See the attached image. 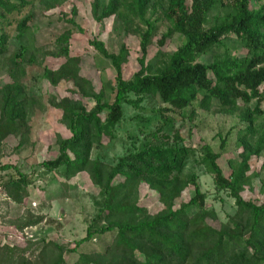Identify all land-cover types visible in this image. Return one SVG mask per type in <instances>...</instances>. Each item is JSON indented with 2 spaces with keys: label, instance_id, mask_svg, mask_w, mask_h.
<instances>
[{
  "label": "trees",
  "instance_id": "16d2710c",
  "mask_svg": "<svg viewBox=\"0 0 264 264\" xmlns=\"http://www.w3.org/2000/svg\"><path fill=\"white\" fill-rule=\"evenodd\" d=\"M65 1L0 0V56L7 51L6 29L16 24L22 38L34 20L33 14L19 19L24 11L39 5L49 12ZM91 8L96 22L114 18L121 23L114 31L138 39V70L125 77L123 63L94 36L89 45L115 73L107 100L75 67L69 41L79 27L70 19L71 28L55 41L62 63L42 70L53 87H68L66 96L49 101L69 137L57 135L56 156L39 168L58 178L64 194L74 190V178L87 175L104 197L102 206L73 247L40 233L12 247L0 244V264H264V189L260 200L249 193L257 181L264 187L256 165L264 154V0H93ZM156 9L161 18L152 20ZM160 22L168 27L154 41ZM175 35L183 44L169 53ZM152 46L157 51L149 59ZM24 53L20 47L16 61ZM207 55L212 62L201 60ZM32 89L12 76L0 87V160L8 139L20 137L16 150L27 140L38 101ZM125 106L134 111L130 147L108 162L101 152L119 140ZM202 113L236 122L208 143L201 137ZM205 165L214 194L234 200L233 214L218 228L193 171ZM31 183L16 165L0 163L5 205H23ZM49 222L29 209L1 230L8 236Z\"/></svg>",
  "mask_w": 264,
  "mask_h": 264
},
{
  "label": "rangeland",
  "instance_id": "374dc122",
  "mask_svg": "<svg viewBox=\"0 0 264 264\" xmlns=\"http://www.w3.org/2000/svg\"><path fill=\"white\" fill-rule=\"evenodd\" d=\"M93 0H66L55 9L44 12L39 5L33 10L24 11L18 18L25 15L33 14L34 20L30 23L29 29L22 38L18 37L16 24L5 31L8 34L7 51L0 56V87L8 81L11 76L22 81L24 86L33 88L37 94L38 101L32 114V126L27 132V140L21 148L14 149L20 143V137L10 138L6 141L5 156L0 160L1 164L10 163L16 165L19 169L29 174L32 183L29 186V196L24 200L23 205L19 206L14 203L5 205L3 195L0 193V242L5 241L12 247L15 239L6 237L2 233L1 227L7 225L6 222L16 219L22 215L25 210H32L36 213L46 215L48 221L41 234L47 236L49 240H55L58 243H64L73 247V244L80 241L86 236L88 226L96 216L98 209L102 206L103 196L100 191L92 186L89 178L85 174L78 175L70 184L74 190L64 194L58 178L48 174L39 168V164L48 159H53L57 154L56 137L60 135L64 138L69 137V133L61 124V113L58 108H54L49 101L50 97L59 100L68 94L67 85L60 84L53 87L51 83L43 79V69H54L62 63L58 57L62 53V46L57 45L55 41L66 29L71 28L68 21L74 19L78 28L72 29V37L69 41L70 55L75 61V67L80 70L87 79H90L94 86L104 89L107 100L110 99L114 88V71L110 65L98 55L89 41L98 36L99 40L107 45L108 51L114 53L120 63H123V74L130 77L138 70L136 62L138 51V39L128 35H122L119 28L121 23L114 18L105 20L102 23L96 22L92 13ZM76 15L72 16V11ZM152 20L161 18V12L156 9L152 14ZM168 27L167 22H160L157 26V34L154 39L157 40ZM124 43L126 50L121 49V43ZM183 44L182 39L175 35L168 46V52L173 53ZM235 50L243 53L241 48L234 42H229ZM20 47L25 48L22 61H16L15 56L19 53ZM157 51L156 46L151 47L150 58ZM204 62H212L213 57L210 55L201 58ZM58 102V101H56ZM91 105V101H85ZM84 102V103H85ZM85 103V104H86ZM87 104V105H88ZM90 105H88L90 107ZM126 120L125 124L118 129L119 138L113 145H110L106 151L101 154L108 162L125 154L130 147L127 143L126 132L130 130L129 119L133 116L134 111L125 106ZM205 126L201 132L202 139L208 143H214L213 137L224 127L227 130L232 126L236 119L226 117L217 113H202L200 116ZM25 137V136H24ZM200 139V136H199ZM257 171L260 177L264 178V154L256 162ZM193 168L192 165L188 167ZM208 167L195 168L193 171L198 176L200 189L203 193L208 194L207 204L212 208L218 217L213 226L218 228L221 223L227 220L228 215L234 212V200L225 193L216 196L212 176L208 173ZM10 174L15 175L13 170ZM264 189L262 183H255L254 188L250 191V196L262 199L259 189ZM112 192L110 196H114ZM184 196L182 200H186ZM39 227V226H38ZM18 242V241H17ZM20 243V242H18Z\"/></svg>",
  "mask_w": 264,
  "mask_h": 264
},
{
  "label": "built area",
  "instance_id": "2783aa9c",
  "mask_svg": "<svg viewBox=\"0 0 264 264\" xmlns=\"http://www.w3.org/2000/svg\"><path fill=\"white\" fill-rule=\"evenodd\" d=\"M0 193H2V195H3V189L1 187V185H0ZM40 233H41V230L38 226H32V227L25 228L21 232L14 233V234L8 235L6 237H8L9 239L13 238V239H15L16 242L17 241L22 242V241H26L29 239H33L36 235H38ZM5 239L6 238H4L2 242H0L1 245L9 244L7 241H5Z\"/></svg>",
  "mask_w": 264,
  "mask_h": 264
}]
</instances>
